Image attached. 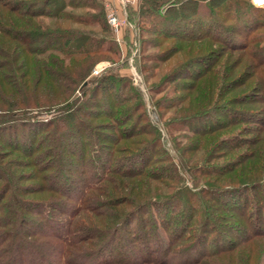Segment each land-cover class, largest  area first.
Here are the masks:
<instances>
[{"label": "trees", "instance_id": "trees-1", "mask_svg": "<svg viewBox=\"0 0 264 264\" xmlns=\"http://www.w3.org/2000/svg\"><path fill=\"white\" fill-rule=\"evenodd\" d=\"M163 1L144 0L140 17L164 11L153 24H170L172 14L192 25L184 21L185 34L165 31L155 43L162 63L184 52L183 42L214 36L217 45L209 53L189 47L171 73H180L174 96L183 95L158 102L182 108L177 130L192 132L184 137L189 152L206 154L186 161L180 148L193 187L132 83L111 70L90 78L104 61L98 57L116 54L102 0H0V264H263L264 8L251 0ZM202 2L207 17L198 16ZM168 40L181 44L164 48ZM223 59L234 61L224 68ZM241 76L257 80L244 100L261 109H230L241 106L226 99L244 87ZM246 123L255 124L250 132L216 137ZM24 170L30 175H17ZM29 182L36 185H20Z\"/></svg>", "mask_w": 264, "mask_h": 264}, {"label": "rangeland", "instance_id": "rangeland-1", "mask_svg": "<svg viewBox=\"0 0 264 264\" xmlns=\"http://www.w3.org/2000/svg\"><path fill=\"white\" fill-rule=\"evenodd\" d=\"M105 10H106V17L104 22L106 23V26L109 28V38L108 40L113 46V50L116 51L115 56L114 55H104L103 57H98L97 60H104L99 63H97L92 68V73L90 75V78H95L99 76V74L106 72L108 70L113 71L114 74L117 76H120L124 79L129 80L132 83V87L134 88V91L138 94V96L142 99L144 105L146 114L150 120V123L158 130L161 137V143L162 147L165 149V151L168 153V158L172 160V163L179 168L180 177L184 180V184L188 187H193V180H192V174L190 172H187L188 170L183 168L184 159L192 160V161H201L205 158L206 154L201 153H191L189 150L191 149L190 144L193 143L192 141L186 140L185 136H191V131L188 133L180 132L179 123L177 120L181 117V115L178 113L179 109H165L160 107L158 105L159 101L166 100H174L181 97L182 92H179L176 96L175 91L176 87H178V80L177 78L180 77L179 74H175L171 76L172 69L175 66H179L180 62L185 59L187 51H190L191 47L192 49H203L205 50V53H209L207 50L213 46L216 45V42H213L211 38H214V36L210 37V39H204L200 41H189V42H183L185 46L184 52L173 54L171 59L167 62H161L159 59L160 53L162 52V49L155 48V43H160L162 41L161 36L165 31H173L178 33H184L185 30L178 29L180 27L181 23L185 21L186 28H189L192 25V18L186 19L183 18L182 21L177 20L175 15H167V17H170L172 19L170 24H166L162 27L155 22L153 24V19L158 18L160 16L163 17L164 11H161V13L154 14V18H141L139 13L140 10H142L144 0H130V4H128V7L124 9L122 7V4L120 0H102ZM165 7L170 6L171 4L178 3L180 5V0H166L162 2ZM68 11H71V9L68 8ZM198 16L199 17H207L209 13L208 3L202 2L198 6ZM75 13H81V10H74ZM115 12L118 14L121 19L123 20L122 27L119 30L118 33H116L111 26L108 24V15L110 13ZM183 13L188 15H191L189 12V9L182 11ZM189 13V14H188ZM40 21H44L45 23H48L49 25L52 23V21L48 19H41ZM210 22V18H209ZM74 30H80L85 29L83 26H76L72 25ZM87 30V28H86ZM92 28H88V31H91ZM99 29H93V31L100 33L98 31ZM101 37L102 35H99ZM234 39V36H231ZM181 42L178 40H168L163 43L164 48L168 46H173L174 49L177 46H180ZM217 47V45H216ZM220 47V46H218ZM219 49V48H218ZM237 55V54H235ZM234 55V57H235ZM111 57V59L115 63H111L107 61V58ZM158 59V60H157ZM112 61V62H113ZM234 60H231V62L225 61V59L222 60L224 68L231 66V63ZM206 63H209V61H206ZM228 64V65H227ZM194 68L198 66L193 65ZM249 67V66H248ZM194 68H187L184 70H195ZM198 68V67H197ZM176 69V68H175ZM174 69V70H175ZM173 70V71H174ZM240 70V69H239ZM247 73V72H246ZM249 76H241L239 81L240 83L237 85H244L243 88H240L238 90L230 92V94L227 95L226 99L235 98L238 97L239 101H242L241 106H235L230 105V109H232L234 112L238 107L240 109L244 110H254V109H261L263 106L262 104H257L256 99L251 100H244L246 99V87L255 85L256 79H250L249 82L246 84L244 80H247ZM174 81V82H173ZM168 82V83H167ZM234 83V82H233ZM170 85V87H169ZM74 88H76L74 86ZM163 91V92H162ZM73 92V91H72ZM78 94L79 92H74V95ZM253 94V92L251 93ZM173 97V98H172ZM243 99V100H242ZM254 103V104H253ZM256 103V104H255ZM224 104V103H223ZM222 106V105H221ZM181 112V111H180ZM54 114V113H53ZM37 118H40L42 120L50 119L52 115L41 113V114H35ZM180 116V117H179ZM218 118L225 121V118L223 117L222 112H218ZM175 119V120H174ZM177 125V126H176ZM215 124H211L210 126L213 127ZM253 123H246L244 125L239 124L236 127L227 128L226 130H221L220 132H217L216 137H220L222 135H228L232 131H238L243 130L250 132V128L252 127ZM254 135V136H253ZM247 135L251 137H257L259 134H253ZM260 137H264L262 134ZM176 142L178 143L176 148ZM180 148L182 149H188L185 152V155L182 157ZM22 161H26L25 158L22 159ZM25 163V162H24ZM5 164V163H4ZM24 173H18L17 175H30L28 170H24ZM20 185L25 186H33L36 185L34 182L29 183H21ZM176 185V184H175ZM179 185V184H178ZM182 185V184H180ZM165 193H168V190H164ZM26 198L31 199H37L42 196L40 195H27ZM172 208L174 206H171ZM175 207L178 206L176 205ZM176 210V208H174ZM264 264V261H263Z\"/></svg>", "mask_w": 264, "mask_h": 264}, {"label": "built area", "instance_id": "built-area-1", "mask_svg": "<svg viewBox=\"0 0 264 264\" xmlns=\"http://www.w3.org/2000/svg\"><path fill=\"white\" fill-rule=\"evenodd\" d=\"M122 7L127 8L128 4H130V0H120ZM252 4L259 8H264V0H251ZM123 20L121 17L116 14L115 12L110 13L108 15V24L111 26V28L118 33L119 30L122 27Z\"/></svg>", "mask_w": 264, "mask_h": 264}]
</instances>
